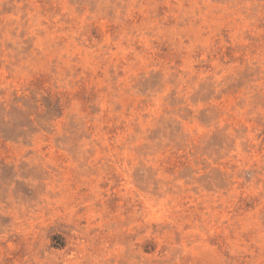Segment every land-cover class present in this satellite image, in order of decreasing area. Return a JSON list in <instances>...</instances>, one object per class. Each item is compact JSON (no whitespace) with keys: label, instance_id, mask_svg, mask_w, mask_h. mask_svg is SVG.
I'll list each match as a JSON object with an SVG mask.
<instances>
[{"label":"rangeland","instance_id":"obj_1","mask_svg":"<svg viewBox=\"0 0 264 264\" xmlns=\"http://www.w3.org/2000/svg\"><path fill=\"white\" fill-rule=\"evenodd\" d=\"M0 264H264V0H0Z\"/></svg>","mask_w":264,"mask_h":264}]
</instances>
